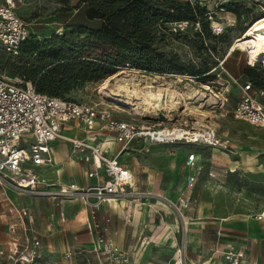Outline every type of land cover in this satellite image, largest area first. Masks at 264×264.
Segmentation results:
<instances>
[{
	"label": "rangeland",
	"instance_id": "obj_1",
	"mask_svg": "<svg viewBox=\"0 0 264 264\" xmlns=\"http://www.w3.org/2000/svg\"><path fill=\"white\" fill-rule=\"evenodd\" d=\"M181 1L206 7L209 15L200 25L189 23L184 32L179 31L176 23H165L156 28L155 48L173 60L178 68L188 71L186 74H158L134 67H117L100 80H76L67 93L56 95L80 104L107 107L116 117L137 126L184 127L186 131L213 127L222 140L230 141L226 148H210L185 143L154 144L143 139L123 153L122 161L137 171L143 190L149 189L153 195L171 194L173 198L184 185L185 155L196 151L205 158L196 186L192 191H186L193 199L186 218L176 221L174 213L168 209L173 218L168 225H162L155 217L148 219L146 224L140 222L144 216L134 221V228L145 229L146 236H153L151 256L145 252L142 257L146 264H191L195 258L188 244L192 224L219 221L215 217H231L234 222H244L248 215L264 211V128L236 121L233 117L239 94L237 82L258 77L264 86V66L261 63L250 65L239 47L232 50L236 38H241L257 21L263 20L264 0ZM87 9L85 0L19 2L16 12L28 26V42L38 51L30 55L11 54L0 49V71L39 79L41 70L53 62V58H44L45 53L50 55L70 39L86 38L88 33H77L80 29L90 31L102 26L101 20L87 19ZM207 21L211 37L204 32ZM216 24L224 27L221 34L213 32L212 27ZM104 53L111 52L105 48H91L87 52L91 55ZM221 60H225L228 73L219 68ZM37 72L38 75H34ZM132 78L130 88L135 92L128 98L127 92H119L118 86ZM107 80L108 89H102ZM149 87L166 89L165 94L169 97L166 105L151 109L144 104L143 98ZM226 89H229L228 93ZM110 90L118 92L119 96L116 93L108 95ZM197 91L204 95H196ZM212 239L216 240L215 234ZM260 247V261H263L264 244ZM179 248L182 253L178 252ZM80 249L83 250L80 254L72 250L70 258H76L77 264H95L90 253L85 248ZM202 256L208 258L209 251H204Z\"/></svg>",
	"mask_w": 264,
	"mask_h": 264
},
{
	"label": "built area",
	"instance_id": "obj_2",
	"mask_svg": "<svg viewBox=\"0 0 264 264\" xmlns=\"http://www.w3.org/2000/svg\"><path fill=\"white\" fill-rule=\"evenodd\" d=\"M21 1L0 0V49L11 54H18L29 38L28 26L16 12ZM176 25L180 31H185L189 23L185 21ZM212 30L218 35L224 27L216 24ZM224 63L225 60H221L219 68L228 73ZM237 84L239 94L233 110L234 119L264 128V86L256 87L249 80H240ZM74 129L81 131V135L76 137L66 133ZM184 129L137 126L116 117L107 107L43 94L33 81L0 71V187L34 199L52 201L54 209L50 212L49 223L53 226L59 217L63 218L60 209L66 201H81L93 234L90 254L98 264H134V250L130 251L117 242L118 230L113 227L110 212L112 203H123L124 219L129 225L134 205L154 197L137 188L135 174L121 160L126 150L140 139H148L154 144L185 143L210 148H226L230 142L222 140L213 127L188 129L189 134L180 136ZM54 142L68 144L71 155L85 166V184H78L75 180L57 184L42 172L43 168L53 165L51 145ZM110 143L119 145V150L113 151ZM200 161L201 154L190 151L183 163L189 191L198 182V172L203 167ZM170 204L178 218L184 219L193 199L183 194ZM19 213L27 219L29 226L26 230L33 231L36 212L25 207L20 208ZM255 218L264 221V212ZM18 220L25 226L24 218ZM42 252L41 241L36 239L30 248L11 245L8 259L22 264L42 258ZM178 252L182 253L180 248ZM72 253V249L68 250L66 258ZM224 256L230 264H248L244 247L230 249Z\"/></svg>",
	"mask_w": 264,
	"mask_h": 264
},
{
	"label": "crops",
	"instance_id": "obj_3",
	"mask_svg": "<svg viewBox=\"0 0 264 264\" xmlns=\"http://www.w3.org/2000/svg\"><path fill=\"white\" fill-rule=\"evenodd\" d=\"M66 133L76 137L81 135L78 129L66 131ZM141 140L143 139L136 141L131 148ZM51 146L54 159L53 165L43 168L42 172L46 173L50 180L57 184H67L72 180L81 185L85 184L87 182L85 166L79 163L74 155H71L69 145L62 142H54ZM110 146L113 151H117L120 148L115 143H110ZM204 159L201 155L200 163L202 165ZM123 163L135 174L137 188L152 194L149 189L143 190V183L138 179L137 171L127 163ZM186 176L187 172L185 171L184 185L183 187L180 185L182 190L177 191L175 198L171 194H155L154 197L144 199L142 204L137 203L134 205L132 209L133 216L129 225L124 219L123 203H112L110 212L113 227L118 230L117 242L120 246L130 251L134 250V264H146V261H142L143 254L148 252L151 256L154 247L152 244L153 236H146L144 229L140 231L137 227L134 228V221L144 216V220L140 222L146 224L148 219L155 217L162 225H168V221L170 219L173 220L170 216L171 213L167 211L168 209L174 213V220L177 221L178 216L170 203L176 202L183 194L189 195L186 194ZM25 207L33 209L37 214V222L33 231L26 230L27 226H29L27 219L19 213V209ZM53 209L52 201L34 199L30 196L19 194L17 191L0 187V253H2L0 264H20L16 260L8 259L10 254L9 247L13 244H18L21 248H30L36 239H39L42 244V258L23 262L22 264H77L76 258H66L65 254H67L68 250L72 249L80 254L82 250L80 248H85L90 253L93 234L89 229L88 213L82 202L79 200L66 201L60 209L64 213L63 218L59 217L55 226L49 223V215ZM190 209L186 211V215ZM262 212L248 215L244 222H234L230 220L231 217H215L216 220L221 222L204 221L192 224V232H190L188 244L192 248V255L195 258L190 261L191 264H230L226 260L224 253L230 249L241 247L245 248L246 262L248 264H253L254 262L264 264V259L260 261V246L262 243L264 244V221H259L255 218V215ZM57 215L59 216V213ZM22 218H24L26 227L18 220ZM260 228L263 230L262 233H260ZM210 230H215V232L212 233ZM213 234L216 236L215 241L212 239ZM206 250L209 251L208 258L202 256ZM91 257L93 258L92 255ZM220 257H223L224 260L218 261L217 259ZM93 261L98 264L94 258Z\"/></svg>",
	"mask_w": 264,
	"mask_h": 264
},
{
	"label": "trees",
	"instance_id": "obj_4",
	"mask_svg": "<svg viewBox=\"0 0 264 264\" xmlns=\"http://www.w3.org/2000/svg\"><path fill=\"white\" fill-rule=\"evenodd\" d=\"M85 1L88 5L87 19L101 20L102 26L90 31L80 29L77 33H88L86 38L70 39L50 55L45 53L44 58H53V62L41 70L39 79L22 76L33 81L39 92L59 97L56 95L67 93L76 80H100L112 74L117 67H134L158 74L188 72L178 68L173 60L157 51L155 30L165 23L186 21L200 25L201 20L209 15L206 7L181 0ZM204 32L211 37L208 21L204 25ZM204 32L201 31V34ZM91 48H105L111 53L87 54ZM37 51L28 39L20 49L21 53L30 55ZM34 75H38V72ZM250 81L256 87H262L258 77Z\"/></svg>",
	"mask_w": 264,
	"mask_h": 264
},
{
	"label": "bare ground",
	"instance_id": "obj_5",
	"mask_svg": "<svg viewBox=\"0 0 264 264\" xmlns=\"http://www.w3.org/2000/svg\"><path fill=\"white\" fill-rule=\"evenodd\" d=\"M262 19L263 20H260L259 22L257 21V23L249 28L241 38L236 40L234 42V46L232 47L233 51H235L237 47L243 50L250 65L261 63L264 66V18ZM132 80H134V78H132L131 80H124L123 84L118 86L119 92L124 90L125 92H127L126 94L128 98L132 97L131 93L134 91V89L131 90L129 83ZM107 85L108 80L103 84L102 89H106ZM149 89L150 90L145 93V96L143 98V102L145 105H148L151 109H159L162 108V106L166 105L165 103L169 98L165 94L166 89L159 88L157 90H153L152 87H149ZM112 93H116V95L119 96V93L115 92L114 90H110L108 95L112 96ZM199 94L204 95V92L202 93L201 91H197L196 95ZM174 99L171 101L172 103H174ZM183 134H189V131L185 130L183 133H179L180 136H183Z\"/></svg>",
	"mask_w": 264,
	"mask_h": 264
}]
</instances>
